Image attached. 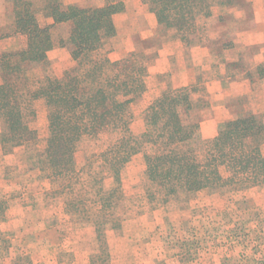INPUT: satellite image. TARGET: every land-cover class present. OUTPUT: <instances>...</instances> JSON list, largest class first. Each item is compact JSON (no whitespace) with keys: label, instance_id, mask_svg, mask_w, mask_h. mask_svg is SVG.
Here are the masks:
<instances>
[{"label":"rangeland","instance_id":"1","mask_svg":"<svg viewBox=\"0 0 264 264\" xmlns=\"http://www.w3.org/2000/svg\"><path fill=\"white\" fill-rule=\"evenodd\" d=\"M28 1L34 4L40 23H48L43 13L38 11L46 0ZM102 1L94 0L91 4L92 0H61L64 4L81 7L96 6ZM119 1L105 0L106 5ZM140 3L150 11V0H140ZM208 3L210 8L202 9L197 14L194 28L187 39H182L179 33L188 48L193 40L204 33L207 36L218 33L222 39L217 41L229 47L232 39L238 38L237 33L245 31L241 29L248 23L246 18L252 16V5L255 2L210 0ZM240 12L245 17L241 21L235 18ZM14 16V3L11 0H0V54L5 49L2 42L6 39H15L19 50L26 45V38L14 33ZM217 20L225 24V27L219 28L222 32L217 30ZM71 29V25L52 27V39L60 48L59 54L46 67L34 65L27 68L30 89L40 86L49 75L62 78L65 71L76 66L71 55ZM125 33L121 32V35ZM156 33L159 39H155L156 36L151 39H113L117 35L116 29L113 36L105 37L102 48L94 53L95 59L108 58L111 62H121L122 66L134 68L135 71L141 69L135 75L144 84L145 90L129 106L119 129L110 127L101 129L95 135L82 137L77 146L75 168L65 180L52 179L49 173L41 171L42 178L48 180L49 184L41 200L33 202L35 198L32 197L24 206L32 209H15L0 221V264H13L19 258H30L33 262L31 256L35 247H41L34 258L41 260L39 264H90L93 257L107 260L109 264H264V185L247 190L224 188L217 192L204 190L191 196L168 197L146 176L144 154H155L157 147L150 142V138L145 137L141 142V151L131 158L124 169L120 184H113L114 174L104 157L106 151L117 146L122 139L126 141L132 136L139 139L146 132L151 136L158 135L159 132L146 115L148 108L162 93L186 89L190 94L192 108H182L184 122L187 126L199 124L200 139L209 140L203 139L200 133L202 112L209 106L202 79L199 78L195 85L175 87L178 83L173 82L170 74L161 77L151 71V64L158 56L155 49L167 37L164 29H158ZM9 44L6 48H10ZM150 48L154 50L147 55L146 50ZM135 53H139L138 57ZM60 58V64L56 65ZM259 70L264 75V65ZM108 72L113 74L115 69H107ZM124 79L125 75H122L121 81ZM86 85L87 94L98 87L95 81ZM157 85L163 90L158 96ZM35 110L36 117H30L29 120L30 127L37 131L38 140L27 147L25 161L21 164L33 172L39 169L38 161L45 154L52 108L44 101ZM247 112L253 113L251 109L244 114ZM199 145L190 143L191 148ZM139 147L140 144L136 142L135 148ZM200 150L198 157L202 161L203 152ZM37 175L33 173L30 178L39 181L41 175ZM67 182L72 185L68 190L63 186ZM105 197H110L111 202L110 205L102 206L101 201ZM77 201L85 204L83 210L77 211L69 206L70 202ZM50 206L52 213L46 211ZM86 207L90 211V219H86L89 217ZM14 211H22L20 216L25 217L26 221L24 227L28 226L31 231L32 227L42 226L53 231L50 226L56 225L60 229L57 232H61L57 235L53 231L55 233L47 236L43 245H38L32 243L35 239L33 232L22 238V230L20 233L3 231L1 223L9 222V217L16 215Z\"/></svg>","mask_w":264,"mask_h":264},{"label":"trees","instance_id":"2","mask_svg":"<svg viewBox=\"0 0 264 264\" xmlns=\"http://www.w3.org/2000/svg\"><path fill=\"white\" fill-rule=\"evenodd\" d=\"M11 1L14 3V33L24 36L26 45L16 54L0 55V146L3 154L8 155L18 147H28L37 141V131L30 127L29 118L36 117L33 103L43 99L52 108L50 133L45 154L37 167L49 173L52 179L65 180L75 168L77 146L82 137L110 127L119 129L129 106L145 90L135 75L141 69L135 71L122 66L121 62L93 57L102 48L105 37L115 34L113 17L124 11V4L119 1L101 8H82L61 0H46L38 10L47 18L48 23L43 25L32 2ZM208 1L150 0V12L160 25L178 30L182 39H187L197 14L210 8ZM60 23L72 25L69 40L76 66L65 71L62 78L47 77L36 91H31L27 68L46 67L49 63L48 53L53 49L51 29ZM137 54L134 55L138 57ZM110 68H114L115 73L107 74ZM122 75H125L123 82ZM93 81L98 87L87 94L86 84ZM182 108H192L186 89L162 93L146 115L158 135L146 132L139 139L133 136L126 141L122 139L106 151L104 157L114 174L113 184H120L124 169L141 151L145 137L157 147L155 154H144L146 176L168 197L191 196L204 190L217 192L224 188L247 190L264 185V126L257 115L247 112L221 125L214 138L201 140L199 124L187 126ZM136 142L140 149L135 148ZM192 142L200 143L197 147L203 152L202 161L197 147H190ZM67 184L63 186L68 190L72 185ZM110 202V197H105L101 204L110 205ZM69 206L77 211L85 208L81 201L70 202ZM6 209L5 202L0 200V221L4 220ZM88 210L86 207L85 211L90 212ZM13 264L33 262L30 258H19ZM90 264L109 263L93 257Z\"/></svg>","mask_w":264,"mask_h":264},{"label":"crops","instance_id":"3","mask_svg":"<svg viewBox=\"0 0 264 264\" xmlns=\"http://www.w3.org/2000/svg\"><path fill=\"white\" fill-rule=\"evenodd\" d=\"M121 1L124 4V11L114 17L117 35L113 39H134L137 37L139 39H151L158 34L156 33L158 29H164L167 32V37L155 49L158 56L155 62L151 64V71L161 77L170 74L173 82L178 83L175 87L195 85L199 78L202 79L204 93L209 100V106L202 112L200 123V133L203 139L214 138L217 136L221 125L238 119L249 109L261 119L264 126V76L259 70L261 65H264V0H260V3L259 0H254L252 16L246 18L248 23H245V28L241 29L245 31L237 33L238 38L232 39L229 47H225L223 43L217 41L222 39L218 33L208 36L204 33L193 40L194 42L189 48L183 43L178 30L167 29L160 25L155 14L147 10L143 3H140V0ZM105 5L106 2L103 0L96 6L90 5V7L82 8H101ZM242 17L245 18L242 12L235 15L239 21ZM216 24L219 32L221 31L220 27H225V24L219 20ZM61 25L68 27L71 23L56 24L54 27ZM124 31L126 33L122 36L121 32ZM155 39H159V36H156ZM52 40L53 49L48 53L50 63H53L54 57H57L56 55L59 54L60 50L54 39ZM2 44L5 49L1 54L19 52L15 39H6ZM7 44L10 48H6ZM151 50L152 48L146 50V54L151 53ZM60 62L61 58L56 65H59ZM231 71L232 73L229 74ZM49 77L52 78L50 75ZM39 87H33L31 91H36ZM157 87L158 96L163 90L160 85ZM153 91L155 90L153 89ZM43 102V99L36 100L33 103L34 109ZM1 124L2 121L0 120V130ZM27 149L25 146L18 147L12 154L4 155L0 146V200L4 201L8 207L5 212L6 216L9 214L8 212L18 208L32 209L29 206L24 207L29 203V199L35 198V200L32 199L33 202L41 200L44 191L49 189L48 180L42 178L43 173L40 169L33 172L21 166L25 161ZM33 173L41 175L39 181L30 178ZM42 185L43 187H41ZM40 187L41 191H39ZM44 188L46 189L44 190ZM48 209L46 211L53 212L51 211L52 206ZM21 213L22 211L15 212L16 215L9 217V222H2V230L11 232H21L22 230V234L19 232L22 238L33 232L32 236H35L33 237L35 239L32 243L36 242L38 245H43L48 238L47 236L60 230L59 227L53 225L50 227L55 232L47 230L45 226L41 228L32 227L31 231L30 228H27L28 226L24 227L26 221L25 217L20 216ZM86 214L89 215L86 219L92 218L90 212H86ZM18 227L20 229H17ZM60 232L58 231L57 235ZM40 249L41 247H35L32 251L33 264L41 263V260L34 259L36 252Z\"/></svg>","mask_w":264,"mask_h":264}]
</instances>
